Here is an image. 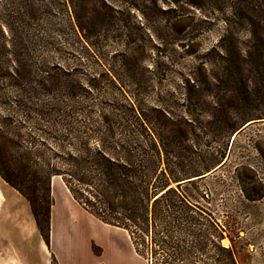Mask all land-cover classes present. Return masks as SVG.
I'll return each instance as SVG.
<instances>
[{
	"label": "rangeland",
	"instance_id": "1",
	"mask_svg": "<svg viewBox=\"0 0 264 264\" xmlns=\"http://www.w3.org/2000/svg\"><path fill=\"white\" fill-rule=\"evenodd\" d=\"M144 130L178 182L205 175L170 186L212 242L201 264L226 263L216 243L264 264V0H0V170H67L114 147L88 136ZM50 186L46 246L0 177V264H138L126 230Z\"/></svg>",
	"mask_w": 264,
	"mask_h": 264
},
{
	"label": "trees",
	"instance_id": "2",
	"mask_svg": "<svg viewBox=\"0 0 264 264\" xmlns=\"http://www.w3.org/2000/svg\"><path fill=\"white\" fill-rule=\"evenodd\" d=\"M88 140L114 147L97 149L86 157L79 155L67 170H0L2 180L28 202L46 246L53 205L50 178L56 175L87 213L101 223L126 230L134 252L147 264H201L197 255L204 254L212 242L199 230L189 229L187 205L170 187L192 172L177 157L175 170L170 167L171 153L163 139L144 130L95 134ZM214 246L228 253L225 264H234L229 251L217 243Z\"/></svg>",
	"mask_w": 264,
	"mask_h": 264
},
{
	"label": "crops",
	"instance_id": "3",
	"mask_svg": "<svg viewBox=\"0 0 264 264\" xmlns=\"http://www.w3.org/2000/svg\"><path fill=\"white\" fill-rule=\"evenodd\" d=\"M63 197H64V201H65V203H66V205L68 206V207H70L71 209H74L75 211L76 210H80V211H84L83 210V208L71 197V195L69 194V192H68V190L65 188V190H64V195H63ZM54 209V206L52 205V208H51V211ZM85 212V211H84ZM112 231H116V230H112ZM116 232H118V231H116ZM131 261H133L132 263H135V262H137L138 261V264H141L140 262H139V260L136 258V254H135V252H134V250H133V247L131 248Z\"/></svg>",
	"mask_w": 264,
	"mask_h": 264
},
{
	"label": "water",
	"instance_id": "4",
	"mask_svg": "<svg viewBox=\"0 0 264 264\" xmlns=\"http://www.w3.org/2000/svg\"><path fill=\"white\" fill-rule=\"evenodd\" d=\"M247 125L245 124V126H247ZM203 177H205V175H201V176H197V177H191V178H188V179H185V180L178 182L177 185H181V184L186 183V182H191V181L203 178Z\"/></svg>",
	"mask_w": 264,
	"mask_h": 264
}]
</instances>
